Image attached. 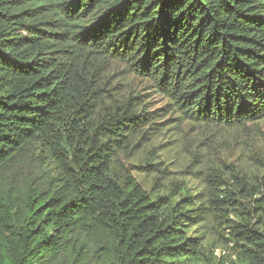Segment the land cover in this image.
<instances>
[{
	"label": "trees",
	"instance_id": "1",
	"mask_svg": "<svg viewBox=\"0 0 264 264\" xmlns=\"http://www.w3.org/2000/svg\"><path fill=\"white\" fill-rule=\"evenodd\" d=\"M134 79L180 121L254 136L264 0H0V264H264L261 145L170 178Z\"/></svg>",
	"mask_w": 264,
	"mask_h": 264
},
{
	"label": "rangeland",
	"instance_id": "2",
	"mask_svg": "<svg viewBox=\"0 0 264 264\" xmlns=\"http://www.w3.org/2000/svg\"><path fill=\"white\" fill-rule=\"evenodd\" d=\"M133 85L144 97V103H147L149 112L162 110L157 114L160 115V118L151 123H160V126L148 124L144 130L151 129L149 133L152 134V139L147 144V152L151 150V146L154 147L155 151L151 154L152 161L149 163H162L160 167L166 169L170 178H179V171L184 170L190 153L194 151L202 154L205 152L210 154L211 158H220L222 161L230 163L239 162L240 159H244V156L247 157L246 150L252 149L254 143L260 144L261 148L258 149L264 152V120L260 123L258 132L248 139L238 136L233 131L212 133L180 121L177 114L166 108L167 102L155 93L153 88H149L145 82L134 79ZM142 157V153L139 152L133 158L128 157L125 164L138 166V160ZM130 170L133 171V175L138 180L143 179L145 182L151 180L150 177H143L142 169L131 167ZM185 172L190 173L191 171L186 169ZM182 176H185L186 179L193 178L192 175L189 176L188 174H182ZM215 255L220 257L222 253L217 250Z\"/></svg>",
	"mask_w": 264,
	"mask_h": 264
}]
</instances>
